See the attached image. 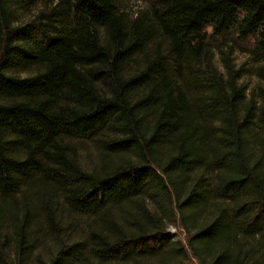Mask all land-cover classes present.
<instances>
[{
	"label": "trees",
	"instance_id": "obj_1",
	"mask_svg": "<svg viewBox=\"0 0 264 264\" xmlns=\"http://www.w3.org/2000/svg\"><path fill=\"white\" fill-rule=\"evenodd\" d=\"M144 1L0 0V264H264V0Z\"/></svg>",
	"mask_w": 264,
	"mask_h": 264
},
{
	"label": "rangeland",
	"instance_id": "obj_2",
	"mask_svg": "<svg viewBox=\"0 0 264 264\" xmlns=\"http://www.w3.org/2000/svg\"><path fill=\"white\" fill-rule=\"evenodd\" d=\"M116 2L118 3V6L122 11L132 16L148 5V2L144 0H116ZM208 44L213 49V62L218 66L220 70H223V63L219 52L223 50L228 53V57L230 58L234 66H238L241 64L245 65V70L247 71L243 75L241 81L247 86L248 91H250L251 89H255L258 83L260 85V81L252 72L253 69H255V65H257V62L254 61V57H250V53L248 52V50L252 49L253 47L251 39L241 41L236 40L232 35H228L225 38L211 37L208 40ZM93 154L94 151L89 147H83L82 149L80 148L77 151L78 159L83 163L85 167L88 165L87 162L92 159ZM64 220L65 219H63V221ZM168 231L170 235H175L176 233L178 234V237H181V239L184 238L182 233L179 234L180 231L178 227L171 225L168 227Z\"/></svg>",
	"mask_w": 264,
	"mask_h": 264
}]
</instances>
